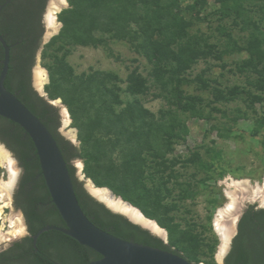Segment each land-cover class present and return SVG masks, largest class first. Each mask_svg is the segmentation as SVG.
Instances as JSON below:
<instances>
[{
    "label": "trees",
    "instance_id": "trees-1",
    "mask_svg": "<svg viewBox=\"0 0 264 264\" xmlns=\"http://www.w3.org/2000/svg\"><path fill=\"white\" fill-rule=\"evenodd\" d=\"M208 1L198 0L182 8L180 0H67L68 8L57 16L62 27L44 46L40 58L49 78L44 86L47 99H60L66 107L77 130L78 146L57 132L58 110L31 88V70L44 33L42 7L29 18L14 17L9 26L0 23V35L10 46L4 86L54 138L88 220L114 237L170 252L193 264H216L217 239L206 234V226L179 213L209 181L207 172L213 162L204 160L197 150L184 156L175 154V146L188 134L184 118L210 122L213 113L226 118L215 106L225 98L217 95L216 80L207 76L212 68L225 69L224 56L246 55L235 63V73L245 78L246 85L235 86L228 94H243L245 107L251 112L264 94V0H212L211 16L217 21L214 41L200 30L192 33L195 21L183 14H192L197 8L205 11ZM235 30L242 34V40L233 36ZM115 43L126 44L146 61L147 76L140 66H134L136 59L126 66L125 79L115 72L95 69L76 74L68 63L76 47L101 49L108 58L122 63L111 48ZM2 59L0 45V69ZM199 62L206 68L192 77L191 71ZM192 86L197 92L209 93L212 100L189 93ZM149 96L163 102L156 113L144 107L143 99ZM237 112L240 114L234 120L247 117V112ZM260 123L264 125V118ZM0 142L24 169L21 187L41 174L30 138L2 117ZM205 153L211 160L220 156L217 152L211 155L209 150ZM73 160L82 162V174L96 188L109 189L165 230L167 242L95 201L77 179ZM190 169L195 172L189 174ZM198 172L206 177L197 179ZM32 187L21 205L28 235L0 253V264H87L100 259L91 249L57 231L44 232L33 246L31 236L38 230L64 224L42 176ZM223 264H264V209L250 206L244 212Z\"/></svg>",
    "mask_w": 264,
    "mask_h": 264
},
{
    "label": "rangeland",
    "instance_id": "rangeland-1",
    "mask_svg": "<svg viewBox=\"0 0 264 264\" xmlns=\"http://www.w3.org/2000/svg\"><path fill=\"white\" fill-rule=\"evenodd\" d=\"M197 2L198 0H180V5L182 8H184V6L193 5L194 3L197 4ZM208 2L209 6L205 11H200L197 8L192 14H188L185 11L183 14H185L189 20L195 21V26L191 30L192 33L196 30H200L207 36L211 35L212 41H214L215 37L217 36L215 30L217 21L215 17L211 16L212 11L214 10L212 0H209ZM67 8L68 2L65 0V8L62 10ZM55 22L58 24L59 30L43 44L41 52L44 46L59 33L62 27L61 23L58 22L57 17ZM233 36L240 40L243 39L242 34H239L237 30L234 31ZM111 48L116 55L120 56L122 63H117L113 59L108 58L101 49H93L90 47H76L68 57V63L72 66L76 74L86 72L89 69H95L115 72L122 79H125L127 75L126 66H131V61L136 59L137 63L134 64V66H140V71L142 74L147 76L149 66L147 65L146 61L143 58L133 54L128 49L126 44H111ZM245 57L246 55L244 53L224 56V62L226 64L225 69L215 67L212 68L211 73L207 75L208 78L216 80L217 84H215V86L218 88L217 95L219 97L225 98L224 101L215 103V106L219 108L221 112H224L226 118L221 117L222 114L217 113H213V119L210 122L189 119L185 117L184 120L189 128L188 134L184 141L175 146V154L184 156L197 150L203 154L202 156L204 160L213 162L212 169L207 172L209 181L206 182L204 186H200L199 195L193 201H187L181 208V214L179 213V215L181 217L192 218V220L197 221L200 225L206 226L205 228H208L206 234L209 232L212 236L214 235L216 237L217 244L213 254L216 264H223V259L229 250L228 246L221 262L216 260L219 247L221 245V240L218 235H216L214 230V221L219 209H225L226 205L230 202V199H227L226 193L224 191H227L232 195L235 194L234 198L236 197V203L238 204L236 213L238 214V212H240L247 205L256 204L261 206L259 198L254 199L252 202L248 197L253 194L257 184L262 187L264 186V125H261L260 123V120L264 118V94L262 95L263 101L255 105V112H251L247 111L245 107V102H243L245 100V96L243 94L234 96L231 93H227L228 91H232L235 86L242 87L246 85L245 78L235 73V63ZM39 67L46 72V70L42 67L41 58L39 59ZM204 68H206V64L199 62L191 71V76L194 77L195 75L201 73ZM45 85L46 84L42 86V92L44 91ZM121 86L124 88L125 85ZM188 92L202 95V97L212 100V96L209 93L197 92L193 86L188 88ZM44 98L48 100L47 96H44ZM123 98L127 99L125 96H123ZM55 101H59L61 103L66 116L70 121L69 129L74 130L71 125V120L67 109L62 104L61 100H50L49 102ZM143 104L144 107L149 109L151 112L156 113L158 109L162 107L163 102L160 100H153L151 96H149L143 99ZM238 109L247 112V117L234 120L235 116L240 114L237 112ZM66 130L67 128L65 129L63 126L62 132L65 135ZM74 134L75 138L70 139L75 143L76 146H78L79 142L77 140V132L75 131ZM207 150H209L211 155L214 152L219 153V158L211 160L210 157L205 153ZM82 166L83 164L81 163L79 177L82 182L86 183L85 179L82 178ZM192 171L195 172V169H190L189 174ZM196 174L197 179L206 177V173L204 172H198ZM246 180L248 181V183H246L247 187L242 186L241 184L237 186L232 182H244ZM1 181L4 183L10 182L8 171L0 166V182ZM263 197L264 194L261 195V199ZM216 202L217 205L215 206ZM8 215L9 205L6 193L4 196V202L0 201V225L4 219L6 226V229L2 232L3 238L0 240V245L16 239L20 232L19 218L17 216H13V218L7 222ZM232 217L233 215L230 214L229 219L231 224L232 221H234V223L236 221V218H234L235 216L233 218ZM207 222H209V224H207ZM13 223H18V232L15 235H8L7 231L9 226ZM227 225L230 227L229 224ZM164 233L167 242V232L164 230Z\"/></svg>",
    "mask_w": 264,
    "mask_h": 264
},
{
    "label": "water",
    "instance_id": "water-1",
    "mask_svg": "<svg viewBox=\"0 0 264 264\" xmlns=\"http://www.w3.org/2000/svg\"><path fill=\"white\" fill-rule=\"evenodd\" d=\"M7 2L0 5V11ZM51 2V6L49 7V12L47 14V25L44 27L40 49L36 54L35 63L32 68V85L35 90L41 93L42 96H46L45 92H42V86L43 84H48L49 80L47 73L39 67L41 49L43 44L58 32L59 28L55 23V19L58 13L63 8H65V0H51ZM0 45L3 49V59L1 61L2 67L0 69V117L17 124L30 138L38 159L41 176L43 178L51 203L55 207L64 224V227L48 225L38 230L36 234L31 236L33 246H35L38 237L44 232L57 231L75 240L79 245L91 249L100 256V259L87 264H193L181 256L172 254L170 252L124 241L114 237L107 232L95 227L88 220L79 206L67 164L64 161V158L54 138L42 124V122L37 117H35L16 98V96H14L5 88L4 83L7 78L10 64V46L6 43L3 36L1 35ZM50 103H52L53 106L58 110L60 119L62 120V125L59 129L60 135L75 145V143L62 132V127L67 124L68 119L61 103L59 101ZM74 130L77 132L76 129ZM6 151L7 150L5 149V146L0 143V152L9 158L11 162V170L13 172V179L7 189V199L9 205V215L7 217V222H9L13 216H17L20 222V232L16 239L0 245V252L6 250L13 242L18 241L23 236H25L22 218L14 211L13 207L11 206L12 191L19 175L18 164L14 157L10 153L8 154ZM81 163L82 162L79 160L73 161L72 163L75 168V175L80 182H82L79 177ZM82 178H84L85 181H89L91 185L96 188L89 179L85 178L83 174ZM82 184L85 191L95 201L102 203L113 213L124 216L131 223L149 231L155 237L166 242L165 233L162 231L163 229L161 230V228L156 224L160 229L157 228L155 225L149 222L150 220H145L146 218L138 209L135 208L145 219L129 203L121 201L122 199L119 197L116 198V196L109 189L100 188L99 190H93L90 189L86 183L82 182ZM241 185L247 187V184L245 183H242ZM250 201H252V199H250ZM237 209L238 204L236 203L234 208L223 213V216L220 220L223 223L230 225L231 223L229 215L236 212ZM232 229L233 230L232 234L230 235V239L236 233L235 228L232 227Z\"/></svg>",
    "mask_w": 264,
    "mask_h": 264
},
{
    "label": "flooded vegetation",
    "instance_id": "flooded-vegetation-1",
    "mask_svg": "<svg viewBox=\"0 0 264 264\" xmlns=\"http://www.w3.org/2000/svg\"><path fill=\"white\" fill-rule=\"evenodd\" d=\"M7 1H9V2H7ZM52 1H54V0H52ZM5 2H7V3L4 5L2 10L0 11V23L5 24L6 26H9V24L14 20V17L17 18L16 16L19 15L22 18H25L26 16H27V18H29V16L31 15V12H32V15H34V13H36V10L38 8L42 7L41 24H42L43 28L45 27V25H47V14L49 12V7L51 6V3H52L51 0H0V5L4 4ZM45 14H46V16H45ZM21 17H18V18H21ZM32 81H33V79H32V70H31V82H30L31 88L37 93V95L39 97L44 98V96H42L39 91L35 90V88L32 85ZM49 101L50 100H47V104H49L50 106L54 107L53 104L50 103ZM58 115H59V113H58ZM61 125H62V120L60 119V115H59V126H58V129H57L58 133H59V129H60ZM66 141L71 143L69 140H66ZM2 145H4V144H2ZM5 149L7 150L6 152H8V154L10 153L14 157V159L16 160V162L18 164L19 175H18V178L16 180L14 189L12 191L11 206L13 207L14 211L16 213H18L19 216H21L22 222H23V225H24L25 236H27L28 235L27 225H26V222H25L23 209H22L21 205H22V201L25 199V196L27 194H29L30 192H32L33 181H35L36 179L40 178L41 174H38L34 178V180H32V182H27L23 187H21V184H22V182L24 181V178H25L24 169L19 165V163H18L17 159L15 158L14 154L6 146H5ZM73 161H76V160H73ZM250 206H254L255 210L264 209V207H262V206H259V205H256V204H250V205L245 206L240 212H238V214L236 212H234L232 214L233 217L235 216L234 218H236V221L234 223V228H235V232L236 233L234 234V236L231 239V241H229L230 245L228 243V246H229L228 252L230 251L231 246H232V241H233L234 237L236 236V234L238 232V223H239L241 217L243 216L244 212ZM25 236H23V237H25ZM20 240H18V241H20ZM13 243H15V242H13ZM13 243L11 245H9L8 248L11 247L13 245ZM3 251H5V250H3ZM3 251H1V252H3Z\"/></svg>",
    "mask_w": 264,
    "mask_h": 264
},
{
    "label": "bare ground",
    "instance_id": "bare-ground-1",
    "mask_svg": "<svg viewBox=\"0 0 264 264\" xmlns=\"http://www.w3.org/2000/svg\"><path fill=\"white\" fill-rule=\"evenodd\" d=\"M56 23V22H55ZM57 24V23H56ZM58 25V24H57ZM44 85V84H43ZM68 119V122L67 124L64 125L65 129L67 128L66 130V135L69 137V138H72L74 139L75 138V131L72 130V129H69V124H70V121H69V118ZM0 166L4 169H6L9 173V180L10 182L9 183H4L3 181L0 182V201L1 202H4V196L5 194L7 193V189L13 179V172L11 170V162L9 160V158L7 156H5L3 153L0 152ZM233 184H236L237 186H239L240 184L244 183H248V181H244V182H234L232 181ZM86 184L89 186L90 189H93V190H99L100 188H94L91 183L89 181H86ZM247 189V188H246ZM239 190H243V189H239ZM245 190V189H244ZM226 193V197L227 199L229 198L230 199V202L226 205V208L225 209H219L218 211V214L216 216V219L214 221V230L216 232V235H218V237L220 238L221 240V245L219 247V251H218V254L216 256V260L218 262H221L222 258L224 257V253L228 247V243H229V239H230V235L232 234V227H234V221H232V225H230V227L226 224V223H222V221L220 220L223 216V213L225 211H230V209L234 208V206L236 205V197L234 198V195H231L229 194L227 191H224ZM247 193V192H245ZM244 193V194H245ZM264 194V186H259L258 184L255 186V190L253 191V194H251L248 198L249 199H252V201L254 199H257L259 198L260 199V205L261 206H264V197L261 199V195ZM115 197V196H114ZM117 198V197H116ZM119 199V198H118ZM121 200V199H119ZM123 201V200H121ZM135 209V208H134ZM136 210V209H135ZM137 211V210H136ZM139 213V211H137ZM140 214V213H139ZM141 215V214H140ZM142 216V215H141ZM143 217V216H142ZM144 218V217H143ZM145 219V218H144ZM147 220V219H145ZM149 221V220H148ZM151 222L153 225H155L157 228H159L155 222L153 221H149ZM6 229V226H5V220L3 219L2 221V224L0 225V240L3 238V235H2V232ZM160 229V228H159ZM162 230V229H161ZM164 232V230H162ZM8 235H15L17 232H18V223H13L9 226V229L7 231Z\"/></svg>",
    "mask_w": 264,
    "mask_h": 264
}]
</instances>
